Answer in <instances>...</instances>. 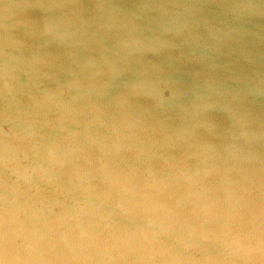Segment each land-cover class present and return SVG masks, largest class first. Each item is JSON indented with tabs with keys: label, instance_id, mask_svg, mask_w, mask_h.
<instances>
[{
	"label": "water",
	"instance_id": "95a60500",
	"mask_svg": "<svg viewBox=\"0 0 264 264\" xmlns=\"http://www.w3.org/2000/svg\"><path fill=\"white\" fill-rule=\"evenodd\" d=\"M0 264H264V0H0Z\"/></svg>",
	"mask_w": 264,
	"mask_h": 264
}]
</instances>
